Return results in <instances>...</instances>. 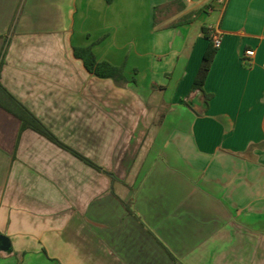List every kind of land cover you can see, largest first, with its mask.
Listing matches in <instances>:
<instances>
[{
	"label": "crops",
	"instance_id": "obj_1",
	"mask_svg": "<svg viewBox=\"0 0 264 264\" xmlns=\"http://www.w3.org/2000/svg\"><path fill=\"white\" fill-rule=\"evenodd\" d=\"M0 235V264H264V0H0Z\"/></svg>",
	"mask_w": 264,
	"mask_h": 264
},
{
	"label": "trees",
	"instance_id": "obj_2",
	"mask_svg": "<svg viewBox=\"0 0 264 264\" xmlns=\"http://www.w3.org/2000/svg\"><path fill=\"white\" fill-rule=\"evenodd\" d=\"M206 39L209 40L208 48L204 54L203 61L201 64V67L199 69V72L195 78V81L193 83L192 91H200L203 93L206 102L208 103L211 96L206 95L204 91V84L207 80L208 74L210 72V69L212 67L214 58L216 56L218 48L214 46L213 36L209 35L208 30L204 29ZM76 56L81 58L86 68L89 72L95 74L96 76L102 77V78H113L117 81L124 80L123 77V70L119 67H115L107 62H98L94 53L90 48H80L76 49ZM6 95L9 97V99L12 100L15 104H17L21 109V115L20 118L23 122V128H31L35 130L36 132L40 133L44 137L48 138L50 141L54 142L55 144L70 150L72 153L77 155L79 158L83 159L84 161L92 164L89 160L69 148L68 146L64 145L49 129H47L32 113H30L26 108H24L21 104H19L12 96H10L6 91ZM128 211L132 215H136L133 209V206L131 204L126 205Z\"/></svg>",
	"mask_w": 264,
	"mask_h": 264
},
{
	"label": "built area",
	"instance_id": "obj_3",
	"mask_svg": "<svg viewBox=\"0 0 264 264\" xmlns=\"http://www.w3.org/2000/svg\"><path fill=\"white\" fill-rule=\"evenodd\" d=\"M217 2L221 5L226 4V0H217ZM213 41H214V46L216 48H219L220 44H221V37L218 33H214ZM254 58H255V51L253 49H246V51L244 52V54L242 56V60H243L244 64H246V66H248V67L252 66V64L254 62Z\"/></svg>",
	"mask_w": 264,
	"mask_h": 264
},
{
	"label": "water",
	"instance_id": "obj_4",
	"mask_svg": "<svg viewBox=\"0 0 264 264\" xmlns=\"http://www.w3.org/2000/svg\"><path fill=\"white\" fill-rule=\"evenodd\" d=\"M11 247L10 241L7 237L0 235V249L3 251L9 250Z\"/></svg>",
	"mask_w": 264,
	"mask_h": 264
}]
</instances>
